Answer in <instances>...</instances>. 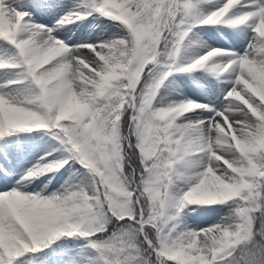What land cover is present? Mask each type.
<instances>
[{"label":"snow or ice","instance_id":"obj_1","mask_svg":"<svg viewBox=\"0 0 264 264\" xmlns=\"http://www.w3.org/2000/svg\"><path fill=\"white\" fill-rule=\"evenodd\" d=\"M45 6L0 0V151L37 130L56 142L0 191V264H49L73 239L89 264H264V0H73L52 26L26 10ZM90 16L119 33L59 38ZM204 26L252 36L240 52L213 48ZM197 72L226 85L219 107L165 102L169 76ZM72 163L83 171L57 191L22 190ZM217 204L229 206L218 222L181 227L186 207Z\"/></svg>","mask_w":264,"mask_h":264},{"label":"rangeland","instance_id":"obj_2","mask_svg":"<svg viewBox=\"0 0 264 264\" xmlns=\"http://www.w3.org/2000/svg\"><path fill=\"white\" fill-rule=\"evenodd\" d=\"M70 6H71V4L69 2H67L66 0H63V1L62 0H46V6L43 9L44 10H51V9L55 10L54 11V13H55V17L54 18H56L57 15L60 16V17L63 16L65 14V12L68 11ZM51 18L49 19V21L47 23H40L39 22L37 24H46V25L52 26L51 22H53L55 19L53 20ZM79 22H81V21H78L77 23H79ZM113 26L117 27L115 24H113ZM75 28H77V25H75ZM82 28L84 29V28H86V26L83 24ZM204 28L205 29L206 28L211 29L212 35L214 37H219V38H220V36H222L220 30L224 29V27H221V26H220V28L216 27V26L215 27H213V26H204ZM204 28H202V29H200L198 31V35L201 38H205L203 36V29ZM248 28L249 27H247V26H239V27H235V28H225L226 31L228 30L227 32L229 33V34H226L225 36L226 37L241 38L242 35H243V31L242 30L248 31L249 34L252 35V32H251L250 28L249 29ZM89 37H91V36L87 35V36H83V37L81 36V37L75 38V42L77 43V41H79V43H82V42L92 41V40H89ZM208 38H210V36ZM222 39H223V37H222ZM68 42L72 43L71 40H69ZM208 46L213 47V48H230L231 50L236 51L235 50L236 48L234 49L233 45H231V44L228 45V44H224L223 43V44L219 45L218 43H211V44H208ZM173 74L178 75L176 77L175 81L172 80L175 83H177V78L178 77L179 78L182 77V75H183V80H185L184 79V75H185L187 77L186 84L188 83L187 84L188 86L194 87V85H196V83L198 84V86L200 84H203L201 82H197L196 79L192 78V76H189V75H192V74H188V73H184V74L183 73L182 74L181 73H173ZM173 74L171 76H174ZM171 76H169L168 78H170ZM209 78H210L209 79L210 81L208 79L205 80V82L209 81L206 86H204V87L199 86V87H201L199 89V95L201 94L203 97H206L207 95L210 94V95H214L215 98L218 99V97L216 96L218 94L219 99L222 101L223 93H220V92H222L221 90H220V92L218 91L219 90L218 89L219 88V81H217L212 76H209ZM224 79H227V78H224ZM172 81H171V83H172ZM190 81H192V82H190ZM166 83H168V80L166 81ZM215 86H217V87H215ZM213 89L216 92L218 91L219 93L217 92L216 94H213ZM225 90H226V88H225ZM188 94L189 93H186L184 95H180V94H178V91L175 90V88H170V89L167 90L164 87L163 89L160 90V95L165 97V102L170 101V100H175L177 98H181V99H188L189 98V100L197 101V102H199L201 104H206L207 103V101L203 97H198V96H195L194 94H191V93L189 95ZM218 103H219V101H218ZM218 103H211V105L213 104L214 106L219 107ZM222 103H223V101H222ZM19 135L25 136V137L28 136V137H30V139L33 138V140L25 142L26 144L23 143L25 146H23V148H22V149H27L26 146H28L30 144V145H32L33 150L36 151V153H33V154L30 151V154H31L30 155V159L31 160L29 162L32 161V158H34V156H35V158H37L36 155L43 156L44 155V151H47L46 148H50V150H51V146H55V144H56L55 141H53L49 136L44 134V130H37V131H34L32 133H22V134H19ZM47 141L51 145H49L47 143ZM42 142H44L45 145L41 144ZM37 145H38V147H37ZM21 152H22V150H19V151L15 152L13 155H18V154L21 155ZM0 155H2V157L4 156L5 158L4 157L3 158L6 160V162H5V160H1V157H0V169H4V166H5L4 164L5 163L8 164L10 166L8 168L11 169V171L8 172V175L11 178V180H10L11 183L8 182L7 185L4 188H6L7 186H8V188H11L14 185H16V181L18 180V178H20L26 172V170H28L27 166L31 165V163H29V164L22 163L19 159L15 160V159L12 158V155L11 156L6 155L4 152H1ZM54 155L57 156V158H59L62 154L61 153H59V154L54 153ZM33 165L34 164H32V166ZM4 170L7 171V169H4ZM77 170L83 171L80 168V165L79 164H75V163H72V168L71 169H69L68 165H65L63 168L59 169V171H61L60 174H63V175H71V174L74 175ZM2 179H3V175L0 174V180H2ZM3 180H5V179H3ZM35 180L36 179H33L31 182H33ZM228 211H229V206L228 205H220V204H217V205H197V206L190 205V206L186 207L183 210V212L181 213L180 218H179V222L181 224V227H183L185 225L188 228L207 227L208 225L213 224V222H215V223L218 222L219 218L223 217V215L225 213H228ZM84 243H85V241L77 240V239L68 240V241H64V240L57 241L56 244L53 245V247H55L57 249H66V248L70 249L69 255L68 256L61 255L58 258L57 257H50V259L51 260H56L57 259L58 260L57 264H59L60 260L67 261V264H89L88 256L94 255V253H91V251L85 252L82 248L79 247L80 245H83ZM37 255L38 256H50V253L46 249L42 254H37ZM20 260H24V258L22 257V258H20ZM25 264H26V262H25Z\"/></svg>","mask_w":264,"mask_h":264},{"label":"bare ground","instance_id":"obj_3","mask_svg":"<svg viewBox=\"0 0 264 264\" xmlns=\"http://www.w3.org/2000/svg\"><path fill=\"white\" fill-rule=\"evenodd\" d=\"M66 1L69 2L70 4H72V2H73V0H66ZM26 10H28L30 12V19L35 23H39V22L40 23H47L51 17H52L51 19H53V20L54 19L57 20L60 18V16H58V15L56 18H54L55 17V13H54L55 10H53V9H51V10L42 9V10H38V11L32 10V9H26ZM55 20L53 22H51L52 23L51 25L54 24ZM77 22L75 24L66 25L64 28H61L59 30V32H58L59 38L64 40L66 44H75L76 43L75 38H78L81 36L83 37V36L89 35V36H91V37H89V40H92L89 42H94L96 40H107V39L111 38L113 35H116L119 33V29L117 27L113 26L114 23L112 21L106 20L100 16H94V17L90 16V17H88L87 20H81V22H79V23H77ZM82 23L86 26V28H84V29L82 28V25H83ZM75 25H77V28H75ZM216 27L220 28V26H216ZM220 31H221L222 36H220V38H219V37H214L212 35L211 29H209V28L205 29L204 28L203 29V36L205 38H202V39L206 42L207 45L211 44V43H218L219 45L223 44V43L228 44V45L231 44V45H233L234 49L236 48L235 50L237 52H240V51H243L244 47L247 45L249 39L252 36L251 34H249L248 31L242 30L243 35L241 38L226 37L225 35L229 34L227 32L228 30L226 31V29L224 28L223 30L221 29ZM209 36H210V38H208ZM222 37H223V39H222ZM69 40H71L72 43H69L68 42ZM77 43H79V41H77ZM7 75H8V73H0V79L6 78ZM173 75L174 76H171L170 78L167 79L168 83H166V81H165V85H166L165 88L167 90L170 88H175V90L178 91V94H180V95H184L186 93H189V94L191 93V94H194L195 96L203 97L201 94L199 95V89L201 87L206 86L208 84V82L210 81L209 75L204 73V72L192 73V75H189V76H192V78L196 79L197 82H201L203 84H200L199 86H201V87H199L198 84L196 83V85H194V87H191V86L187 85L188 83L186 84L187 77L185 75H184L185 80H183V75H182V77L177 78V83H175L174 81L176 80V77L178 75H176V74H173ZM224 78H227V77H224ZM206 79H208L209 81L205 82ZM172 80H174V81H172ZM171 81H172V83H171ZM190 82H192V81H190ZM215 87H217V86H215ZM163 88L164 87H162L161 89H163ZM225 88H226V85L219 81V88H218L219 90L218 91L220 92V90H221L222 92H220V93H223ZM217 92L213 89V94H216ZM216 96L218 97V99H216L214 95H210V94L207 95L206 97H203V98H205V100L207 101L206 104L218 103V101H219L218 106H220L222 104V101L219 99L218 94ZM21 138H22V143L33 140V138L30 139V137H28V136H26V137L21 136ZM8 139L13 140V139H15V137H9ZM3 143H4V141H0V145H2ZM47 143L49 145H51L48 141H47ZM41 144L45 145L44 142H42ZM37 147H38V145H37ZM52 147H54V146H51V148ZM26 148L27 149H21L22 150L21 155H19V154L18 155H12V158L15 160L19 159L22 163H27V164L31 163V165L27 166L29 169V168H31L32 164H36L39 161L41 156L36 155L37 158H35V156H34V158H32V161L29 162L31 160L30 159V155H31L30 151L32 152V154L36 153V151L33 150V147L30 144L28 146H26ZM46 150L49 151L50 148H46ZM1 152H3V151H0V153ZM56 154H59V153H56ZM0 157H1V160H5L4 156H3L4 158L2 157V155H0ZM5 162H6V160H5ZM4 165H7L8 167H10L6 163ZM60 173H61V171H56V172L48 173L46 175H41L35 181L27 183L26 186L22 188V190L25 192H40L43 189V194H45V195L48 193H51V192H55L58 189H60L61 185H63L66 181L70 180V178L73 176L72 174L71 175H63ZM19 179L20 178H18V180ZM10 180H11V178L9 177V175H8L7 180H3V179L0 180V191H7L9 189L8 186L6 188H4V187L7 185L8 182H10ZM195 206H197V205H195ZM225 215H227V213H225L223 216H225ZM220 218H219V220H220ZM213 223H215V222H213ZM56 261L58 263L57 259H56ZM49 264H51V259L49 261Z\"/></svg>","mask_w":264,"mask_h":264}]
</instances>
